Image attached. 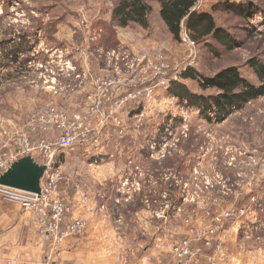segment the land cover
I'll list each match as a JSON object with an SVG mask.
<instances>
[{"label":"rangeland","instance_id":"374dc122","mask_svg":"<svg viewBox=\"0 0 264 264\" xmlns=\"http://www.w3.org/2000/svg\"><path fill=\"white\" fill-rule=\"evenodd\" d=\"M116 3L0 0V148L26 131L33 114L57 108L77 116L90 139L56 152L54 166L66 179L84 168L81 189L123 194L111 219L127 259L181 264L174 256L186 248L192 264H264V96L218 120L170 92L179 82L202 93L182 79L189 67L215 75L245 66L254 79L246 64L264 57V0L199 1L243 42L232 51L212 42L219 54L174 40L156 11L149 28L114 26ZM230 3L258 11L245 20L226 11ZM162 65L170 69L166 86L156 77ZM99 79L114 81L112 96L99 93ZM132 91L139 98L110 115L119 95Z\"/></svg>","mask_w":264,"mask_h":264},{"label":"trees","instance_id":"16d2710c","mask_svg":"<svg viewBox=\"0 0 264 264\" xmlns=\"http://www.w3.org/2000/svg\"><path fill=\"white\" fill-rule=\"evenodd\" d=\"M199 1L117 0L112 22L114 26L120 28L136 25L149 28V18L158 10L169 34L176 41L180 40L182 29L185 28L195 43L208 47L211 53L219 54L212 42L219 43L229 51L241 48L243 42L235 38L228 28L217 26L212 13L198 9ZM219 6L220 3L212 5L211 12L217 11ZM226 11L249 20L258 10L252 3H230ZM244 67H228L215 75L188 68L181 74L182 79L195 82L202 93L194 92L179 82L172 83L170 92L188 107L197 108L204 115L213 112L216 119L223 120L229 113L241 110L247 104L264 96V57L255 55L246 64V68L252 71L254 79L243 74ZM209 91L214 93H204ZM206 118L212 120L208 116Z\"/></svg>","mask_w":264,"mask_h":264},{"label":"built area","instance_id":"2783aa9c","mask_svg":"<svg viewBox=\"0 0 264 264\" xmlns=\"http://www.w3.org/2000/svg\"><path fill=\"white\" fill-rule=\"evenodd\" d=\"M187 33V30L183 28L182 42L188 47H194L195 42L190 39ZM111 55L115 57V52ZM67 69L69 71L70 68ZM169 73L170 69L166 65L157 68L156 77L159 86H166L171 82ZM97 83L99 84L98 91L102 96L106 98L113 95L114 81L99 79ZM136 92L120 94L119 99L110 105L109 110H111L108 113L114 116L126 104L138 99L140 94ZM101 104L100 100L99 105ZM115 120L120 124L116 117ZM90 133L89 127L81 124L79 117H70L63 110L48 108L33 114L27 123L26 131L12 133L9 143L5 144L4 148H0V176L22 158L31 156L45 159L43 165L47 166L48 170L42 180L40 195L0 186V196L7 201L19 202L27 210L39 213L41 221L38 232L45 240H50L53 243V252H56L59 246L69 238L81 237L87 231V222L82 218L67 222L71 208L61 195L62 185L66 178L63 176L61 166L55 168L54 157L58 151L87 143ZM188 253L186 248H182L179 257L175 258L174 256V259L181 264H192V259L187 256ZM47 261H51V257H48Z\"/></svg>","mask_w":264,"mask_h":264},{"label":"crops","instance_id":"0c3cea01","mask_svg":"<svg viewBox=\"0 0 264 264\" xmlns=\"http://www.w3.org/2000/svg\"><path fill=\"white\" fill-rule=\"evenodd\" d=\"M155 11L159 14L158 10ZM95 164H98V160L89 163L90 166ZM80 170L66 179L61 195L71 208L67 222L79 218L86 220L85 234L69 238L53 252V243L38 232L41 221L39 213L0 196V264L135 263L136 258L127 259L128 256H125L123 233H117L119 222L114 221V217L111 219L114 212L111 208L116 206V199L123 197V194L116 190L100 193L89 188L81 189L76 182L81 176ZM142 255L141 252L137 254L138 257ZM48 257H51V261H47Z\"/></svg>","mask_w":264,"mask_h":264},{"label":"water","instance_id":"95a60500","mask_svg":"<svg viewBox=\"0 0 264 264\" xmlns=\"http://www.w3.org/2000/svg\"><path fill=\"white\" fill-rule=\"evenodd\" d=\"M47 170V166L36 163L31 156L22 158L0 176V186L40 195Z\"/></svg>","mask_w":264,"mask_h":264}]
</instances>
